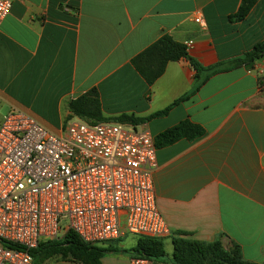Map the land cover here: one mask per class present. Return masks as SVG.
<instances>
[{
	"label": "crops",
	"instance_id": "0c3cea01",
	"mask_svg": "<svg viewBox=\"0 0 264 264\" xmlns=\"http://www.w3.org/2000/svg\"><path fill=\"white\" fill-rule=\"evenodd\" d=\"M10 1L0 26V105L55 133L75 118L69 104L93 89L109 118H148L189 93L196 71L187 59L169 63L152 86L132 65L165 36L186 45L206 68L264 41V0L242 20L236 18L242 0ZM263 72L264 58L216 75L167 115L136 128L156 138L191 121L206 132L157 148L154 186L170 230L166 249L185 233L191 240H220L227 251L237 244L245 262L264 264ZM131 259L110 253L103 264Z\"/></svg>",
	"mask_w": 264,
	"mask_h": 264
},
{
	"label": "built area",
	"instance_id": "2783aa9c",
	"mask_svg": "<svg viewBox=\"0 0 264 264\" xmlns=\"http://www.w3.org/2000/svg\"><path fill=\"white\" fill-rule=\"evenodd\" d=\"M12 5L0 0V26ZM156 156L152 134L131 125L75 117L55 133L11 111L0 126V264H33L31 250L70 230L94 245L169 236L155 194Z\"/></svg>",
	"mask_w": 264,
	"mask_h": 264
},
{
	"label": "trees",
	"instance_id": "16d2710c",
	"mask_svg": "<svg viewBox=\"0 0 264 264\" xmlns=\"http://www.w3.org/2000/svg\"><path fill=\"white\" fill-rule=\"evenodd\" d=\"M258 0H242L237 19H244ZM264 58V41L258 43L252 51L230 62L203 67L190 57L188 47L178 43L169 36L161 38L143 53L138 55L132 65L149 86L154 85L165 73L171 62L181 59L190 61L196 71L193 88L169 108L157 112L148 118H139L135 115L122 114L115 117L104 115L99 94L96 89L72 101L68 109L72 118H79L87 123H120L137 128L147 121L163 117L176 105L193 97L203 85L212 77L227 73L243 66H249ZM264 77V75H263ZM71 118V119H72ZM205 129L191 121H184L179 125L161 133L155 138L157 148L166 147L175 142L186 139L193 142L205 135ZM8 248L21 247L9 242H3ZM115 242L105 245H94L85 242L76 232L70 230L58 240L44 241L37 249L31 250L33 264H46L57 257L68 255L76 258L81 264H103V259L110 253L129 254L131 258H145L163 264H248L243 260L241 248L235 244L231 251H227L220 240L215 242H202L187 238L181 233L173 238V254L170 262H166L168 254L164 238L139 237L132 249L116 248Z\"/></svg>",
	"mask_w": 264,
	"mask_h": 264
},
{
	"label": "rangeland",
	"instance_id": "374dc122",
	"mask_svg": "<svg viewBox=\"0 0 264 264\" xmlns=\"http://www.w3.org/2000/svg\"><path fill=\"white\" fill-rule=\"evenodd\" d=\"M11 111V108L7 105H0V126L2 124V121L4 119L5 116H7ZM83 121V120H82ZM131 129V128H128ZM140 131V130H139ZM67 225V223H64L63 226L65 227ZM136 240L137 238L133 237V236H128L126 238H124L121 242H118L116 244H114V246L116 248H122L121 247V243H123L125 245V247L129 248V247H134L136 244ZM167 258L165 259L166 262H170V259L172 258V250L173 247L171 244H167ZM46 264H81L76 258H74L71 255H68L66 257H57L52 259L51 261L47 262Z\"/></svg>",
	"mask_w": 264,
	"mask_h": 264
}]
</instances>
